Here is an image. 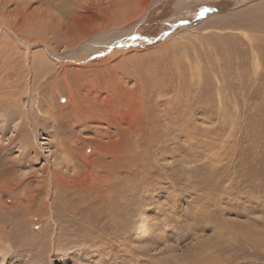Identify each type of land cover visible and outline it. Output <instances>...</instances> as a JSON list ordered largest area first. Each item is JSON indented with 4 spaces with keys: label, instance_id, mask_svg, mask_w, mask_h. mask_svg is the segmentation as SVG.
I'll return each mask as SVG.
<instances>
[{
    "label": "rangeland",
    "instance_id": "obj_1",
    "mask_svg": "<svg viewBox=\"0 0 264 264\" xmlns=\"http://www.w3.org/2000/svg\"><path fill=\"white\" fill-rule=\"evenodd\" d=\"M144 1L139 30L84 49L82 29L131 27ZM263 10L0 0V264H264V33L245 27ZM94 191L115 213L78 200Z\"/></svg>",
    "mask_w": 264,
    "mask_h": 264
},
{
    "label": "bare ground",
    "instance_id": "obj_2",
    "mask_svg": "<svg viewBox=\"0 0 264 264\" xmlns=\"http://www.w3.org/2000/svg\"><path fill=\"white\" fill-rule=\"evenodd\" d=\"M141 2V1H140ZM150 2V1H149ZM152 2V1H151ZM208 2H210V1H208ZM119 4V3H118ZM140 5V7H139V11L137 12V11H135V14L130 18V19H128V20H125V16H124V21L121 23V24H123L124 22H128V26H131V27H125V28H122V30L121 29H116V27H115V29H113V28H109L110 26H112L115 22H114V16H113V18L112 17H110V18H106L105 17V15H103L104 16V19L106 18L107 20H106V22H105V20H104V22L106 23V27H107V29L109 28V30H112V31H107V32H105V31H103V29H101V28H96L95 26L94 27H90V26H86L84 29H82V35H83V38L82 39H85L87 42H86V46H85V48L84 49H88V48H90V49H93V47H95V49H93L92 51H96V49L98 48V47H104V46H108V47H111V46H113V45H115L117 42H120V40L122 39V38H125V37H128V36H130L132 33H134L136 30H139V25L141 24V23H143V21L146 19V9H148L147 7H148V4L144 1V3H139ZM155 4V3H154ZM152 5V4H151ZM153 6V5H152ZM135 8V7H134ZM102 9V8H101ZM143 9H145V11L143 10ZM263 9V8H262ZM124 11H126L125 9H124ZM123 11V12H124ZM98 12V11H97ZM113 12V11H112ZM111 12V13H112ZM100 13V12H99ZM91 14V13H90ZM116 14V13H115ZM263 14H264V10H263ZM97 15V14H96ZM101 15H102V13H101ZM100 15V16H101ZM112 15V14H111ZM125 15V14H124ZM118 16V15H117ZM120 17V16H119ZM80 18V17H79ZM83 18V17H82ZM87 18V17H86ZM76 19V18H75ZM117 19V18H116ZM115 19V20H116ZM121 19V18H120ZM77 20V19H76ZM87 20V19H86ZM120 21V20H119ZM80 22V21H79ZM87 22H88V20H87ZM91 22V21H90ZM85 23H86V21H85ZM92 23V22H91ZM95 23V22H94ZM93 23V24H94ZM98 23V22H97ZM75 24V23H74ZM84 24V23H83ZM117 24H119V22H116V25ZM127 24V23H126ZM245 24H247V26H245V27H254V28H256V30L257 31H259V32H261V33H264V16L262 17V18H260V19H256L255 20V23H254V20H252V21H250V20H248L247 21V23H245ZM80 25H82V23L80 24ZM75 26V25H74ZM243 26V25H242ZM80 28V27H79ZM88 28V29H87ZM81 29V28H80ZM116 30H121V31H119L118 32V34H117V36L115 37V35H113V33L112 32H116ZM10 31V30H9ZM11 32L13 33V35L16 37V38H18V35L16 34V32L15 31H13V30H11ZM111 40H113L112 42H111ZM25 42H26V40H25ZM253 43V42H252ZM251 43V47H253L254 48V46H253V44ZM42 44V43H41ZM84 44V43H83ZM255 44V43H254ZM27 45H31L32 46V44L31 43H27ZM43 45V44H42ZM30 46V47H31ZM33 46H35V45H33ZM83 46V45H82ZM80 47V46H79ZM105 48V47H104ZM75 49V48H74ZM99 49V48H98ZM49 50V52L51 53V55H53V54H55V55H53V57H55V58H57V59H59V57H58V55L55 53V52H53L52 50H50V49H48ZM78 50V49H77ZM69 51V50H68ZM89 51V50H88ZM91 51V50H90ZM98 51V50H97ZM71 52V51H70ZM85 52V51H84ZM72 53V52H71ZM83 53V52H82ZM50 55V54H49ZM60 55V54H59ZM71 55V54H70ZM70 55H67V56H70ZM75 55H76V53H75ZM82 55V54H81ZM89 55V54H88ZM91 55V54H90ZM64 57V56H63ZM81 57V56H80ZM254 59H256V56L254 55ZM257 60V59H256ZM252 61H253V59H252ZM78 68V67H77ZM156 72V71H155ZM254 72H255V69H254ZM187 75V74H186ZM193 76V75H192ZM165 78V77H164ZM85 80V79H84ZM164 81V80H163ZM84 82V81H83ZM122 82V81H121ZM56 83V82H55ZM141 84V83H140ZM199 87V86H198ZM122 91V90H121ZM150 93H152V92H150ZM1 95V94H0ZM5 95V94H4ZM69 95L72 97V94H71V92L69 91ZM116 96V95H115ZM92 97V96H91ZM151 99V98H150ZM66 101V100H65ZM81 101V100H80ZM71 105H73V115H72V113H71V118H73L74 120H76V119H79L78 121L79 122H81V121H85L86 123H88V121H89V119H88V117L87 118H84L83 119V114L81 113V110H80V107H78L79 106V104H78V102L77 101H75V104H74V102H73V104H71ZM87 105V104H86ZM55 109H56V111H59V114L58 115H54L52 112H50L49 113V115L48 116H40L39 114H37V116H35L34 118H32V119H30V122L28 121V123H26V121H25V123H22L21 124V126H19V128H20V133L21 132H29L30 133V131H31V129L29 130V125H30V123H31V127L30 128H32V131H34V128H35V124L33 123V121L34 120H37V121H39V123H41V122H46V123H48L47 121H49L50 119H52V120H57V119H59V118H66V113H64L65 111H63V106L62 105H57V106H55L54 107ZM121 108V107H120ZM82 109V108H81ZM70 110V109H69ZM69 110H67V111H69ZM83 111V110H82ZM31 112V111H30ZM71 112V111H70ZM76 113V114H75ZM88 113V112H87ZM158 113V112H157ZM84 115H85V111H84ZM92 115H93V113H92ZM7 116V115H6ZM14 116V115H13ZM16 116V115H15ZM30 116V115H29ZM102 117V116H101ZM70 118V117H69ZM92 118V117H91ZM24 119H26L25 117H24ZM101 119V118H100ZM109 119V118H108ZM91 120V119H90ZM77 121V122H78ZM106 121V120H105ZM116 121V120H115ZM23 122V121H22ZM84 122V123H85ZM66 123L68 124V126H70V125H72L71 124V120H69V119H67L66 120ZM86 123H85V125H86ZM38 124V123H37ZM92 124V123H91ZM97 124V123H96ZM95 124V125H96ZM51 127H58V125H53V126H51ZM93 127V126H92ZM96 128L98 129V127L96 126ZM107 129V128H106ZM154 129V128H153ZM99 130V129H98ZM31 131V132H32ZM96 133V132H95ZM105 133V132H104ZM57 134H58V132H57ZM101 134V133H100ZM99 133H97V136L98 137H101V136H99L100 135ZM103 134V133H102ZM96 135V134H95ZM104 135V134H103ZM116 135H117V133H116ZM135 135V134H134ZM159 135H161V134H159ZM105 136H108L107 134L105 135ZM105 136H103V137H105ZM95 138V137H94ZM96 139V138H95ZM101 140V139H100ZM128 140H129V138H128ZM146 140V139H145ZM31 141V140H30ZM32 148V147H31ZM95 149V148H94ZM100 149V148H99ZM103 149V148H102ZM93 150V149H92ZM24 151V150H23ZM32 151V150H31ZM103 151V150H102ZM136 151H138L137 149H136ZM28 152H26V154H27ZM22 155V154H21ZM104 156H105V154H104ZM24 161V160H23ZM90 162H91V160H90ZM19 164V163H18ZM107 165V164H106ZM16 167H17V164H16ZM13 169H14V167H9V168H4V171H6V172H12L13 171ZM101 169V168H100ZM106 171V170H105ZM98 173H99V171H98ZM98 175V174H97ZM123 179V178H122ZM103 181V180H102ZM115 181V180H114ZM91 183V182H90ZM203 183V182H202ZM114 193V195H115V193L116 192H113ZM92 194H94V195H91V196H88V197H79L78 198V200H82V202H84V201H92V203H91V205L90 206H92L93 208H90L89 207V210H94V212H96V211H98L99 213H101V214H106V215H108V216H111V212L112 213H115V211L113 210V207L115 208V206H117L118 207V202H116V203H113L111 200H113L111 197H103V193L101 192V193H97L96 191H94ZM109 195L110 193L109 192H104V195ZM98 196V197H97ZM94 197H96V198H94ZM103 197V198H102ZM115 197H117V195H115ZM92 198H94V199H92ZM118 198V197H117ZM175 198V197H174ZM94 200H96V201H94ZM105 200H107V201H105ZM106 203H108V204H110L109 206H107L106 205ZM174 205V204H173ZM104 209H107V211H103ZM86 211H88L87 210V208H86ZM189 211V210H188ZM123 213H124V211L123 212H121V211H119V209L117 208V212H116V218H120L121 220L124 218V215H123ZM125 215H126V213H124ZM123 216V217H122ZM125 219V218H124ZM205 219H206V217H205ZM207 220V219H206ZM205 220V221H206ZM123 222H124V220H122ZM120 222L121 221H116V223L117 224H120ZM207 222H208V220H207ZM206 222V223H207ZM110 223V222H109ZM112 226V225H111ZM117 227H118V225H117ZM181 227V226H180ZM131 228V226H129V229ZM108 229V228H107ZM109 230H110V228H109ZM152 230V229H151ZM105 231H106V229H105ZM118 231H120L119 230V227H118ZM126 231V230H125ZM147 231V230H146ZM114 232V231H113ZM127 232V231H126ZM109 233V232H108ZM112 233V232H111ZM116 234H118L119 232H115ZM130 233V232H129ZM133 233V232H132ZM163 233V232H162ZM120 234V233H119ZM118 234V235H119ZM123 234V233H122ZM124 234H125V232H124ZM128 235V234H127ZM127 235H124V236H127ZM158 235V234H157ZM111 236V235H110ZM123 236V235H122ZM121 236V238L123 239V237ZM159 236H161V234H159ZM114 237H115V235H114ZM129 237H130V235H129ZM120 238V237H119ZM114 239V238H113ZM130 240V239H129ZM124 241V240H123ZM158 242V241H157ZM97 246V245H96ZM100 250V249H99Z\"/></svg>",
    "mask_w": 264,
    "mask_h": 264
}]
</instances>
